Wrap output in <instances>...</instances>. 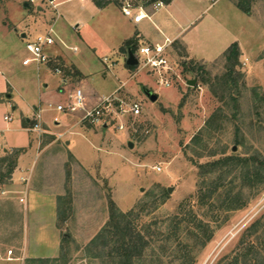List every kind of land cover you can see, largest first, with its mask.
Returning <instances> with one entry per match:
<instances>
[{
	"label": "rangeland",
	"instance_id": "374dc122",
	"mask_svg": "<svg viewBox=\"0 0 264 264\" xmlns=\"http://www.w3.org/2000/svg\"><path fill=\"white\" fill-rule=\"evenodd\" d=\"M30 1L0 0V67L17 106L5 103L12 121L0 132V160H16L12 175L0 170V264H22L6 259L31 257L27 249L48 255L55 224L62 260L43 264H113L91 244L116 212L131 210L132 232L151 245L134 264H264V0H174L138 26L128 24L120 0H104L106 10L59 0L58 11ZM50 28L52 56L75 63L83 80L64 84L49 66H23L30 45ZM162 33L178 35L171 60L185 84L160 86L126 64L136 49L122 51L124 39L136 38L137 47L164 43ZM234 44L240 55L228 62ZM122 86L119 97L141 106L137 117L106 113L107 126L88 127L77 125L82 113L55 110L78 88L93 108ZM145 89L159 100L152 103ZM35 106L52 132L73 133L55 141L27 132L23 113L34 118ZM34 183L51 201L19 206ZM198 225L211 236L205 245L194 238L204 232Z\"/></svg>",
	"mask_w": 264,
	"mask_h": 264
},
{
	"label": "built area",
	"instance_id": "2783aa9c",
	"mask_svg": "<svg viewBox=\"0 0 264 264\" xmlns=\"http://www.w3.org/2000/svg\"><path fill=\"white\" fill-rule=\"evenodd\" d=\"M36 1L45 2L56 11H58L60 5L58 4L59 0H31L30 2L32 4ZM76 1L85 2L89 0ZM120 2L123 16L135 25H139L145 20L151 22L153 17L166 7V3L163 0H120ZM174 43L175 40L166 39L164 43H151L144 46H138L135 52L139 60V64L136 67L138 73L147 72L156 79L158 85L166 88H171L173 85L185 84L184 78L171 60V50ZM55 44L56 39L54 36V30L53 28H50L46 35L38 36L35 42L30 45L29 49L32 58L25 60L24 64L29 65L31 63H36L38 66H49L57 75L62 77L64 84H67L68 82L63 77L62 69L60 67H51L53 63L60 59L52 56L51 48ZM144 49H147V52H145ZM71 50L77 52V48H71ZM124 86H122L117 93L106 98L103 102L93 108L88 107L87 99L82 90L78 88L74 94L70 95V101L68 104L58 105L55 107V110L57 112L71 114L82 113V117L79 119L77 125H85L88 127L104 125L106 113H109V115L112 113H118L123 116L137 117L141 112L140 104L136 102L127 103L119 97V93ZM116 103H118L117 106ZM50 107L54 108L53 105H50ZM43 112L42 108H39V110L38 108L36 109L33 121L27 129L28 132L36 134L39 139L52 137L55 141H62L66 136L73 133L71 129L65 133L52 132L45 124ZM5 120L11 122L12 118L6 117ZM54 124L56 126L61 125L58 118H54ZM105 126L107 125L105 124ZM158 170L160 171L161 169L158 168ZM23 181L26 183L29 180L23 179ZM20 202L22 204H27V189Z\"/></svg>",
	"mask_w": 264,
	"mask_h": 264
},
{
	"label": "trees",
	"instance_id": "16d2710c",
	"mask_svg": "<svg viewBox=\"0 0 264 264\" xmlns=\"http://www.w3.org/2000/svg\"><path fill=\"white\" fill-rule=\"evenodd\" d=\"M104 3H102V2ZM166 4L171 3L172 0H163ZM95 5L100 8L104 9L107 6V3L105 4L104 0H96L94 1ZM241 6V5H240ZM239 6V7H240ZM242 8V7H241ZM138 40L136 38L128 40L125 42L121 48L122 51H124L127 47L131 46L133 49H137ZM238 45L234 44L232 47L225 53L226 60L228 62H231L233 60L237 61L239 58V50ZM51 67H60L63 71V77L64 79L75 82L79 80L80 73L75 70L73 66L67 65L62 59H58L55 63L51 65ZM130 70H134L135 67H129ZM118 103H116V106ZM25 125L30 126V122L26 119ZM50 140H52V137H48ZM49 140V141H50ZM20 154V152H18ZM9 154V153H7ZM16 152V157L19 156ZM228 162V161H227ZM16 160L9 158L1 159L0 160V170L3 169L5 166L7 169L6 174L3 177H7L13 174L15 169ZM264 166V164H262ZM7 175V176H6ZM135 216V211H129L127 213H120L116 212L111 218V223L108 226V228L104 229L97 238L92 242V246L99 252L100 256L105 253L107 255V258L110 263L113 264H134V260H141L144 257V251L147 247V245H144V241H138L140 236L134 235L132 232L133 230V220ZM176 224H180L179 219L176 220ZM199 230L204 231L202 232V235L200 234L198 236H194V238L199 242H203L205 245L207 241H210L211 236L208 234V229H206L203 225L196 226ZM204 227V228H203ZM191 234H194L192 231H190ZM138 237V238H137ZM65 241V238H64ZM137 243V244H136ZM173 244V247L178 249H182L181 243L174 244L173 241L167 242V244L171 245ZM150 248L151 245H148ZM63 248V247H62ZM61 248V254L60 257L56 260L47 261L52 263H61V256L63 254ZM183 250V249H182ZM186 253V252H184ZM155 254V253H154ZM44 260L38 261L40 264L46 263L43 262ZM242 262L245 261V264L248 263V260L242 259ZM241 261L235 260L234 264H240ZM37 262V263H38ZM243 264V263H242Z\"/></svg>",
	"mask_w": 264,
	"mask_h": 264
},
{
	"label": "crops",
	"instance_id": "0c3cea01",
	"mask_svg": "<svg viewBox=\"0 0 264 264\" xmlns=\"http://www.w3.org/2000/svg\"><path fill=\"white\" fill-rule=\"evenodd\" d=\"M76 1V0H75ZM173 1L174 0H172V4L171 3H169V4H167V6H169L170 4H171V6H173ZM80 2H83L84 4H83V6H86L87 5V3H89V2H91V6H95L97 9H99V10H106V9H108L107 7L106 8H104V9H100V8H98L92 1H80ZM31 3V2H30ZM26 7L28 8V5H26ZM41 10V9H40ZM173 12V11H172ZM129 21V23L128 24H131L132 22L130 21V20H128L127 19V22ZM136 26H138V25H136ZM26 27V26H25ZM162 35H163V37H165V40L166 39H172V40H177L178 39V35H176V36H167L165 33H162ZM26 37H27V34H23L22 35V38H24V39H26ZM130 39V38H129ZM129 39H124L123 41H122V44H124L125 42H127ZM123 46V45H122ZM56 56H59V58H61L60 57V55L58 54V53H56L55 54ZM30 58H32V55H31V53H30ZM30 58H25L24 60H23V66H25V67H30V66H35V70H37V71H41L42 70V66H38L36 63H31V64H29V65H25L24 64V61L25 60H27V59H30ZM64 61L67 63V61L64 59ZM72 62V61H71ZM67 65H69V63H67ZM71 65L72 66H75L76 67V69H77V71L80 73V77H81V80H83L84 79V75H83V73L79 70V68L77 67V65L75 64V63H71ZM71 65H69V66H71ZM9 70H11V72H14V68H13V66H9ZM44 84V86L45 87H48V85L49 84H46L45 82L43 83ZM14 90H15V87H14V84H13V82L8 78V76H7V74H6V72H5V70L4 69H2L1 67H0V132H4V131H6V130H9V126H8V121H6L5 120V118L6 117H10V115L9 114H7V109H6V107L4 106L5 105V103L6 102H8V103H11L12 104V107H13V109H17V106H15V104H13L12 102H13V92H14ZM37 108H39V107H37V106H35L34 107V112L36 111V109ZM23 116H25V119H27L29 122H30V120L33 118V116L31 117L30 115H29V111H27V112H25V113H23ZM31 124V123H30ZM20 125L27 131V129H28V127L29 126H27V125H25V121L23 120V118H22V124L20 123ZM28 132V131H27ZM71 144H72V142L70 141V140H68L66 143H65V146H66V148H68V147H70L71 146ZM24 148H27L26 146H22V147H12V148H10V149H24ZM10 149H8V150H10ZM8 150H4V152H5V154H7L8 153ZM27 157H28V155H26V156H23V159H25V160H27ZM23 168V170H26V169H24V167H22ZM21 169V168H20ZM23 180L24 178H20V180ZM27 187V205L28 206H32L33 208H34V204H35V201H36V199L37 198H39V197H42V198H44V200L43 201H46V202H50L51 201V199L49 200V199H47V197H50L49 195H48V193H46L45 192V188L43 187V185H41L40 183L39 184H31L29 187L28 186H26ZM24 196H20L19 198H20V200H21V198H23ZM51 197H56V196H51ZM42 201V202H43ZM19 204V206H20V204H21V206L22 205H24V204H22L21 202L20 203H18ZM52 204H53V202H52ZM53 206H54V209L56 208V206H58V208H59V204H58V202H57V205L56 204H53ZM57 213H58V210H57ZM57 221V220H56ZM55 221V222H56ZM38 237V236H37ZM53 237H54V239H55V243H56V246H55V248H53L52 249V251L48 254V255H46V254H44V255H40V254H38L37 252H32L30 249H27L28 251H30V252H28L29 253V256H31V257H26L25 256V258L24 259H19V258H17V259H11V260H8V259H6L8 262H23L22 264H24V262H25V260L27 259V260H30V261H35V262H38V261H40V260H56V259H58L59 257H60V250H61V243H62V238H61V235H60V233H59V230H58V227L56 226V224L54 225V234H53ZM26 250V251H27ZM36 253V254H35Z\"/></svg>",
	"mask_w": 264,
	"mask_h": 264
},
{
	"label": "water",
	"instance_id": "95a60500",
	"mask_svg": "<svg viewBox=\"0 0 264 264\" xmlns=\"http://www.w3.org/2000/svg\"><path fill=\"white\" fill-rule=\"evenodd\" d=\"M130 50V49H129ZM126 64L128 67H137L139 64V60L137 58V55L135 53L131 51H129L128 56H127V61ZM196 82H189L188 85L190 86H195ZM144 94L146 95V97L152 102V103H156L159 100V95L158 93L150 90V89H145L144 90ZM132 146V144L130 145Z\"/></svg>",
	"mask_w": 264,
	"mask_h": 264
},
{
	"label": "clouds",
	"instance_id": "9594fccd",
	"mask_svg": "<svg viewBox=\"0 0 264 264\" xmlns=\"http://www.w3.org/2000/svg\"><path fill=\"white\" fill-rule=\"evenodd\" d=\"M145 52H147V49H144Z\"/></svg>",
	"mask_w": 264,
	"mask_h": 264
}]
</instances>
